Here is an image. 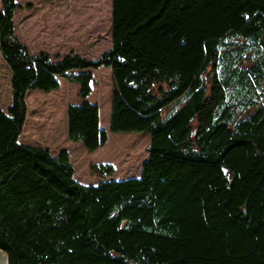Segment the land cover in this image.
Wrapping results in <instances>:
<instances>
[{
    "label": "trees",
    "instance_id": "obj_1",
    "mask_svg": "<svg viewBox=\"0 0 264 264\" xmlns=\"http://www.w3.org/2000/svg\"><path fill=\"white\" fill-rule=\"evenodd\" d=\"M112 46L97 59L33 54L2 0L0 250L9 264H264V0H113ZM115 83L111 131L151 133L141 174L75 179L70 152L21 141L27 94L79 85L68 136L109 139L86 98L94 71ZM1 264V263H0ZM3 264V263H2Z\"/></svg>",
    "mask_w": 264,
    "mask_h": 264
},
{
    "label": "rangeland",
    "instance_id": "obj_2",
    "mask_svg": "<svg viewBox=\"0 0 264 264\" xmlns=\"http://www.w3.org/2000/svg\"><path fill=\"white\" fill-rule=\"evenodd\" d=\"M21 8L15 13L16 33L33 54L48 51L55 60L70 52L97 59L112 46L113 0H18ZM2 0H0V8ZM60 56V57H59ZM10 68L0 52V109L11 103ZM95 83L86 100L98 104L101 127L109 139L96 151H89L83 142L68 136L67 109L79 104V85L63 80L51 93L34 90L27 94L28 115L21 141L49 148L54 154L62 149L70 152L75 179L82 184H95V164H113L109 179H125L141 174L148 157L151 133L111 131L112 103L115 83L110 68L94 71ZM0 263L9 264L0 250Z\"/></svg>",
    "mask_w": 264,
    "mask_h": 264
}]
</instances>
